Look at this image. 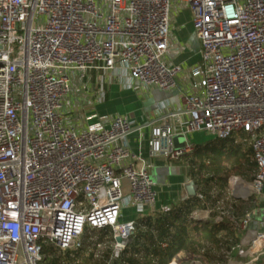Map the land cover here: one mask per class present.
<instances>
[{"label": "built area", "instance_id": "1", "mask_svg": "<svg viewBox=\"0 0 264 264\" xmlns=\"http://www.w3.org/2000/svg\"><path fill=\"white\" fill-rule=\"evenodd\" d=\"M173 5L191 8L201 61L186 73L182 109L167 115L159 105L164 121L152 127L150 154L180 159L201 131L248 141L256 173L252 181L230 177L227 194H264V0H0V264H40L44 241L80 248L87 229L110 230L119 258L138 219L180 204L157 206L152 165L132 151L127 115L78 129L64 112L70 94L98 86L103 99L111 81L177 89L185 67L165 59L185 49L171 37ZM178 133L186 138L180 149ZM218 204L217 214L195 208L191 218H230L248 232L252 211L236 218L224 199ZM124 207L136 218L121 222ZM240 253L247 264L264 257V231Z\"/></svg>", "mask_w": 264, "mask_h": 264}, {"label": "trees", "instance_id": "2", "mask_svg": "<svg viewBox=\"0 0 264 264\" xmlns=\"http://www.w3.org/2000/svg\"><path fill=\"white\" fill-rule=\"evenodd\" d=\"M188 159L191 177L199 186L203 199L194 195L179 205H173L168 212L158 210L138 219L132 240L119 258L112 256V243L115 240L113 235L106 238L101 234L96 242H92L90 256L84 258V262L76 263L77 257L83 255L88 248L89 237L86 234L80 248L67 251L44 241V258L40 264L89 263L101 244H108V249L102 252L101 264H170L181 251L204 255L210 264H216V259L227 262V252L240 241L236 221L230 218L226 222L214 219L195 220L191 218V213L195 208L209 207L215 215L221 199H225L224 205L233 207L236 218L256 207L251 196L235 199L227 194L228 178L231 175H239L247 181L253 180L257 168L253 159V147L248 141L244 142L236 137L222 140L212 136L206 144L197 145ZM106 231L108 229L101 230L103 233ZM73 254L75 259L71 257Z\"/></svg>", "mask_w": 264, "mask_h": 264}, {"label": "crops", "instance_id": "3", "mask_svg": "<svg viewBox=\"0 0 264 264\" xmlns=\"http://www.w3.org/2000/svg\"><path fill=\"white\" fill-rule=\"evenodd\" d=\"M184 8L190 13V31H187L186 27L188 22H185V25H183L185 28L181 29L178 33H175V29L177 27L174 25L175 28L171 26V37L174 41L182 43L185 46V49L180 55L171 53L165 58L170 63H181L185 67V71L177 78L179 85L177 89L171 92L162 91L157 88L136 91L126 88L118 81H111L106 86V93L103 99H100L98 96V92L96 90V87L98 86H94L93 92L91 90L88 93L75 92L70 94V96L66 99L64 108L66 122L68 124H74L78 129L85 128L87 124L97 121L109 124V121L117 115H127L132 120L134 128L128 135L129 145L134 153L141 155L144 161L152 165L151 176L155 168L161 170L162 168H172L174 170L173 172L165 174L164 179L160 182V184L156 183V190L158 192V207L170 204L173 205L179 202L181 203L187 196H193L189 194L187 187L190 182H194L196 184L191 177V165L188 159L190 154H187L180 159H171L164 156L152 157L148 143L152 127L155 124L164 121L163 117L157 115L156 112L159 105L164 103L166 107L164 111L167 114L169 113V115L182 109L183 103L181 92L189 86V83L185 80L186 73L190 66L201 61L200 49L195 50L200 47L198 39L196 45L193 46L188 37L194 32L192 11L189 6H184ZM148 107L155 108L150 110ZM73 113H75V117L73 116L74 118H71L70 115ZM90 115L93 117L87 120V117ZM165 121L175 122L174 116L167 118ZM209 136L212 137V135L201 131L191 134L189 138L193 142L196 150L197 145L202 146L208 142L200 144L196 140L198 139L200 141L202 138ZM129 191V185L126 181H124V193L127 195ZM199 192L200 188L197 185L196 193ZM241 196L242 195L239 197ZM250 196L253 197L252 195H243L242 197L245 198ZM234 198L236 199V197ZM253 198L254 202L257 201L259 206L264 207V194L261 196L255 195ZM224 207L228 209L227 205H224ZM255 209L256 208L254 207L253 210H251L254 215ZM136 215L137 211L134 207H124L120 221H130L135 219ZM239 231L240 241L232 247L230 252H227L229 254L227 255L228 261L225 262L223 260L216 259V264H247L252 260L248 255L241 254L240 249H245L250 245L251 238L254 236L256 231L248 230V232H244L240 228ZM237 254H239L240 257ZM194 255L195 254H191L186 251H181L174 257L170 264H202L204 262L205 264H210V261L204 255L200 254V256L205 257V261L202 259L198 261ZM256 264H264V257L262 256Z\"/></svg>", "mask_w": 264, "mask_h": 264}, {"label": "rangeland", "instance_id": "4", "mask_svg": "<svg viewBox=\"0 0 264 264\" xmlns=\"http://www.w3.org/2000/svg\"><path fill=\"white\" fill-rule=\"evenodd\" d=\"M189 19H190V13L187 10H185L184 6L178 7V9L176 10V6L173 5L172 10H171V26H173V28L177 27L175 29L176 31L174 30L175 33H178V32H180L181 29L185 28V26H183V25H185V22H188L186 27H187V31H190V28H191L190 25L191 24H189V22H190ZM174 25H175V27H174ZM188 37H189V40L191 41V43L193 44V46L196 45V42L198 39L196 33L193 32ZM198 43H200L199 39H198ZM197 49L198 50L201 49V43H200V47L196 48L195 50H197ZM88 92H90V90ZM179 104H180V102H179ZM155 107H148V108L150 110H153ZM74 115H75V113L71 114L70 117L72 118ZM242 136H244V134ZM210 140H211V137L209 136V137L202 138L200 141L197 139L196 141L200 144H203V143H206L207 141H210ZM173 141H174V145H175L176 149L183 148L186 145V138H185L184 134H182V133L175 134ZM173 171L174 170L172 168H162V170L155 168L153 170V173H152V179L155 181V183L160 184V182L164 179V175L167 173L173 172ZM232 176H236V175L233 174L230 177H232ZM237 176H239V175H237ZM236 193H237V195H242V196L246 195V194H241V192L240 193L236 192ZM252 196L254 197L255 194H252ZM255 206H256L255 207L256 208L255 209V215L253 216L252 221L249 223V231L261 232V231H264V225L261 223L262 221H264V207L259 206V204H257V201L255 202ZM86 234H88V237H89V243L87 245L88 248L84 251L83 255H81L80 257H77L76 263L84 262L85 261L84 258H87L90 256V252H91L93 243L98 240V238L101 234L105 235L106 238H111V231L110 230L103 233L101 231L96 232V231H89V229H87L85 235ZM113 245H114V242L112 243V248H113ZM107 249H108V244H107V246H105L103 244L99 245L97 247L96 255L93 257L92 261L89 263L86 262L85 264H90V263L101 264L100 259H101L102 252H103V250H107ZM112 256H113V252H112ZM194 256L198 261H200L201 259L204 261L206 260L205 257H203V256H200V255H194ZM71 257H72V259H75L76 256H75V254H73ZM207 263H208V261H207ZM197 264H200V263H197ZM202 264H205V262Z\"/></svg>", "mask_w": 264, "mask_h": 264}, {"label": "water", "instance_id": "5", "mask_svg": "<svg viewBox=\"0 0 264 264\" xmlns=\"http://www.w3.org/2000/svg\"><path fill=\"white\" fill-rule=\"evenodd\" d=\"M167 115H169V114H167ZM187 189H188L190 195H193V196L196 195L197 185L194 182H190V184L188 185ZM116 240L117 241H121V237L118 236L116 238Z\"/></svg>", "mask_w": 264, "mask_h": 264}]
</instances>
